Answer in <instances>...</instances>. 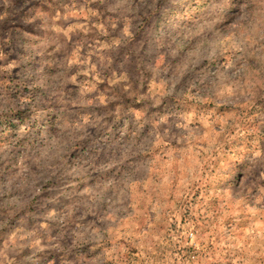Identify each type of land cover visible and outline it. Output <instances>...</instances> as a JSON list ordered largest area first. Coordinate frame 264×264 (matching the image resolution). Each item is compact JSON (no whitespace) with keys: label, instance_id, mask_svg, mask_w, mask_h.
I'll list each match as a JSON object with an SVG mask.
<instances>
[{"label":"rangeland","instance_id":"obj_1","mask_svg":"<svg viewBox=\"0 0 264 264\" xmlns=\"http://www.w3.org/2000/svg\"><path fill=\"white\" fill-rule=\"evenodd\" d=\"M0 264H264V0H0Z\"/></svg>","mask_w":264,"mask_h":264}]
</instances>
